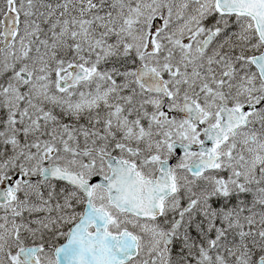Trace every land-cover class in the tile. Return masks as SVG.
Returning a JSON list of instances; mask_svg holds the SVG:
<instances>
[{
  "label": "snow or ice",
  "instance_id": "1",
  "mask_svg": "<svg viewBox=\"0 0 264 264\" xmlns=\"http://www.w3.org/2000/svg\"><path fill=\"white\" fill-rule=\"evenodd\" d=\"M0 264H264V0H0Z\"/></svg>",
  "mask_w": 264,
  "mask_h": 264
}]
</instances>
